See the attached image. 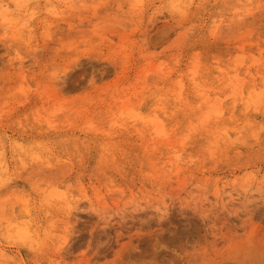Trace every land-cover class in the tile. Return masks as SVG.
Masks as SVG:
<instances>
[{
  "label": "rangeland",
  "instance_id": "374dc122",
  "mask_svg": "<svg viewBox=\"0 0 264 264\" xmlns=\"http://www.w3.org/2000/svg\"><path fill=\"white\" fill-rule=\"evenodd\" d=\"M259 91L264 0H0V264H264Z\"/></svg>",
  "mask_w": 264,
  "mask_h": 264
},
{
  "label": "bare ground",
  "instance_id": "6f19581e",
  "mask_svg": "<svg viewBox=\"0 0 264 264\" xmlns=\"http://www.w3.org/2000/svg\"><path fill=\"white\" fill-rule=\"evenodd\" d=\"M194 70L192 69V72H193ZM189 72H190V70H189ZM195 74V73H194ZM192 79H193V77H192ZM193 82H194V80H192ZM263 90V89H262ZM256 91V90H255ZM254 92V91H253ZM257 92V91H256ZM260 92V91H259ZM255 93V92H254ZM261 94H264V91L262 92H260ZM249 95H250V93H249ZM255 95H256V93H255ZM258 95V94H257ZM252 95H250V97H251ZM263 96V95H262ZM242 97V96H241ZM258 97V96H257ZM212 99V98H211ZM256 99V98H255ZM261 99V98H260ZM205 101V100H204ZM253 101V100H252ZM251 101V102H252ZM249 102V101H248ZM247 102V103H248ZM254 102H256L257 104L259 103V102H257L256 100H254ZM262 102V101H261ZM205 103V102H204ZM236 103V102H235ZM250 103V102H249ZM255 103V104H256ZM260 104V103H259ZM258 104V105H259ZM262 104H263V102H262ZM189 105V104H188ZM222 105V104H221ZM248 106V105H247ZM211 107L212 108H214L215 109V111H217V115L216 116H218V118H222L223 116H224V109L222 108V107H220L219 105H217V102H215V100H214V103L212 102L211 103ZM210 107V110L212 109ZM255 107H256V105H255ZM246 108V107H245ZM259 108H260V105H259ZM255 109V108H254ZM213 110V109H212ZM246 110H248V109H246ZM257 110V109H256ZM209 111V110H208ZM214 111V112H215ZM212 113V111L210 112L209 111V116H210V114ZM212 114H214L215 115V113H212ZM211 117H212V115H211ZM147 119V118H146ZM217 120V119H216ZM146 121H149L148 119L146 120ZM152 121V120H151ZM155 121V120H154ZM159 121V120H158ZM158 121H157V123H158ZM144 122V121H143ZM152 123V122H151ZM154 123V122H153ZM161 123V122H160ZM159 123V124H160ZM248 124V123H247ZM153 125H156V127H157V125L158 124H153ZM161 125H163V123H161ZM250 125V124H249ZM155 127V128H156ZM161 127H163V126H160V125H158V128L160 129ZM192 127V126H191ZM228 128V127H227ZM157 129V128H156ZM189 131V133H190V129L188 130ZM218 131V130H217ZM162 132H160L159 134H161ZM214 135H216V139L215 138H212V140H210L209 141V145H208V147L207 148H209V150H210V152H212V149L215 147V146H218L219 145V143H221L222 142V140H229V138H230V130H228V129H223L222 131H220L218 134L217 133H215ZM190 137V136H189ZM212 137V136H211ZM235 138V140L237 141V136H235L234 137ZM185 139V138H184ZM186 139H187V137H186ZM186 139L184 140V141H186ZM230 140H232L231 138H230ZM184 141H182V143H181V145H183L184 144ZM205 144V143H204ZM180 145V144H179ZM185 146H186V144H185ZM206 148V149H207ZM181 159V158H180ZM179 159V160H180ZM172 161V160H171ZM170 169V168H169Z\"/></svg>",
  "mask_w": 264,
  "mask_h": 264
}]
</instances>
